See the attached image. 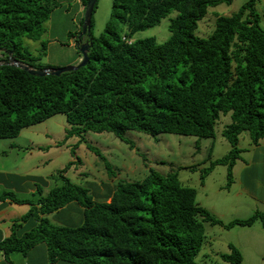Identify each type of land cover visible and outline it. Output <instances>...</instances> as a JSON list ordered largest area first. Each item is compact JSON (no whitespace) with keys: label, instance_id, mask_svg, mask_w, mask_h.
Masks as SVG:
<instances>
[{"label":"trees","instance_id":"1","mask_svg":"<svg viewBox=\"0 0 264 264\" xmlns=\"http://www.w3.org/2000/svg\"><path fill=\"white\" fill-rule=\"evenodd\" d=\"M88 1L83 0L85 6ZM223 1L232 2L113 0L104 32L94 35L92 18L91 30L79 36L82 18L78 36L70 33L77 37L78 50L83 42H92L89 62L59 76H38L9 63L10 58L33 68H50L24 39H42L59 1L0 0V139L17 137L25 127L64 113L70 135L87 141L90 131L111 132L135 149L130 131L214 138L222 116L230 115L223 134L232 148L204 170L205 176L217 165H228L230 186L233 168L245 150L242 134L248 132L253 145L264 140V28L259 0H249L235 13L218 14L208 37L197 35L199 21ZM172 13L176 15L169 25L171 36L164 42L132 39ZM88 147L100 154L95 146ZM106 166L110 178L119 180L105 200H97L86 186L64 175L71 164L60 172L63 185L48 192L39 186L36 200L7 193L31 207L13 223V233L0 242V249L6 255L27 254L45 243L52 262L198 264L207 224L231 228L264 219L257 212L225 223L198 203V190L184 185L178 172L164 174L150 166L145 177L133 180L120 176L110 162ZM74 201L84 207L80 226L50 220L51 213ZM31 220L33 225L25 228ZM230 250L221 258L243 264L240 249L230 244Z\"/></svg>","mask_w":264,"mask_h":264},{"label":"rangeland","instance_id":"2","mask_svg":"<svg viewBox=\"0 0 264 264\" xmlns=\"http://www.w3.org/2000/svg\"><path fill=\"white\" fill-rule=\"evenodd\" d=\"M247 1L249 0L223 1L217 6L210 7L208 14L199 21L196 34L208 37L215 29L218 14L235 13ZM71 6H74V2L71 0L59 2V6L54 10L57 12L56 15L53 11L50 21L45 23V28L50 24L66 28L69 18L61 16L59 12L60 10L71 12ZM112 7L113 0H98L93 14L92 30L95 36L104 32L110 20ZM257 11L261 14L260 25L264 28V0L258 1ZM175 15L176 13H172L160 24L135 33L132 39L154 37L157 42H164L171 36L169 25L171 17ZM79 30L80 26L73 33H77ZM126 31L127 26L123 25L121 33L124 34ZM66 36L67 34L62 33L53 37L50 28H48L41 40L25 38L24 45L34 54L40 55L42 64L49 65L50 68L75 65V62L71 61L74 54L79 53L76 36ZM42 40L45 42L46 50ZM230 121V115L222 116L216 126V137L214 138L175 133H161L155 137L144 132L130 131L127 135L136 145L135 149H131L127 143L111 132L90 131L86 135L87 141H83L79 135H70L68 133L70 125L66 114L58 113L43 122L25 127L21 131L18 142L22 145L29 143L33 149L26 152L21 151L20 155L15 152L2 158L7 160L9 166L20 167L21 165V168L33 176H42L46 181L48 185L36 182L37 186L33 185L28 190L15 192L17 197L30 200L39 198V186L48 192L56 185H63L64 180L61 178L60 172L69 164L71 167L64 175L72 182L86 186L97 200H105L109 195H112L119 180V178L116 180L110 178V171L106 168L108 162L114 169L115 167L119 169L120 176L133 180L145 177L149 173L150 166L164 174L170 171L178 172L184 185L195 187L198 190V203L225 223H229L234 220L239 209L241 210L239 215L245 219L259 212L254 208L251 212H246L247 208H252L251 204L258 203L250 193L241 187V183H235L240 172L245 169L247 163L251 162L257 152L254 148L256 145L251 143L248 132L241 136L240 145L245 150L233 168V183L230 186L227 185L228 165H217L211 173L204 176V170L210 167L214 160L227 155L232 148L231 143L223 134V130ZM261 142L264 143V140ZM88 145L95 146L100 154L90 149ZM259 154H263V151H259ZM32 183L35 184L34 181ZM73 204H78L77 215L81 218L74 224L73 227H76L84 221V207L76 201ZM51 218L53 221V217ZM263 222L264 219L261 218L255 222L257 225L254 227H252L253 225H235L231 228L207 224L203 249L197 257L198 264H229L221 258V254L231 251L230 244L237 246L240 251L244 250L243 261L245 260V262L243 264H264V259L256 255V252L263 250L264 247V231H261L264 229H260V225L264 226Z\"/></svg>","mask_w":264,"mask_h":264},{"label":"crops","instance_id":"3","mask_svg":"<svg viewBox=\"0 0 264 264\" xmlns=\"http://www.w3.org/2000/svg\"><path fill=\"white\" fill-rule=\"evenodd\" d=\"M58 1L62 2L63 0ZM71 1L74 2V6H71V12H68L66 10H60L59 12L61 16L69 18V21L67 22V27L63 28V26L60 27L59 25L56 26L50 24L46 28V32L48 31V28H50L53 37L62 33L67 34V36L69 35L68 37H70V33L77 31L82 18H84V8L86 7L83 3V0ZM56 13L57 12H55L54 14L56 15ZM81 59L82 54L76 53L72 57L71 62H75V64H77L78 62H80ZM18 137L20 136L18 135L17 137L13 138H5L0 141V242L11 236V234L13 233V223L16 220L22 218V216L25 215L31 207L29 203L15 202L12 197L7 196L6 194L12 193L14 196L17 197L15 192H22L24 190H28L33 185L37 186L38 182L47 184L46 181L43 180L42 176H33L31 173L21 168V165L20 167L9 166L7 160H4L2 158L15 152L20 155L21 151L26 152L27 150L33 149V146L29 143H25L24 145L19 143ZM254 148L257 152L255 153L251 162L247 163L245 169L240 172V175L238 176V178H236L235 183H241V187L245 191L250 193V195L253 196L255 198V201L258 203L251 204L252 208H247L246 212H251V210H253L254 208L264 214V143L260 142ZM259 151H263V154H259ZM33 181L35 182V184L32 183ZM33 190H35V187H33ZM258 201L262 202L263 204ZM77 205L78 204H73V202L67 204L64 208L51 213L49 215L50 220L52 221L51 217H53L52 222L55 224H67L66 226H74V224L81 219L80 216L77 215V211H79V207ZM240 211L241 210L239 209V212L236 213L237 215L234 219H245V217H241V215H239ZM33 223L34 221L31 220L29 223L25 224V228L33 225ZM255 225H257V223H254L252 227H254ZM260 226V229H264V226ZM261 231L263 232L264 230ZM241 252L243 254V257L245 258L244 250H241ZM256 255L264 259V247L263 250L256 252ZM243 262H245V260ZM0 264L76 263H70L62 260L52 262L49 258L48 246L45 243H40L36 245L32 250H30L27 254H23L21 252H13L9 255H6L0 249Z\"/></svg>","mask_w":264,"mask_h":264},{"label":"water","instance_id":"4","mask_svg":"<svg viewBox=\"0 0 264 264\" xmlns=\"http://www.w3.org/2000/svg\"><path fill=\"white\" fill-rule=\"evenodd\" d=\"M97 2H98V0H89L88 1L87 5H86V9H85L84 23L82 25V32L80 33L79 36L85 35L88 31L91 30L92 18H93L94 9H95ZM91 45H92V42H89V41H85L82 44H80L79 50L82 54V59L80 60V62H78L75 65H68V66H63V67H59V68L37 69V68L30 67L27 64L15 61L13 58H10L9 63L18 65V66L24 68L25 70L29 71L31 74H34V75L46 76L48 74H52V75L59 76L64 72L76 70L82 66H85L90 60L88 51H89V48ZM10 55H12V54H10Z\"/></svg>","mask_w":264,"mask_h":264}]
</instances>
